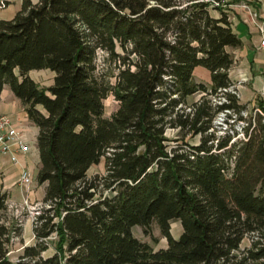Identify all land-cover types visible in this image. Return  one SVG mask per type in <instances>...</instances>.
<instances>
[{"label": "trees", "instance_id": "trees-1", "mask_svg": "<svg viewBox=\"0 0 264 264\" xmlns=\"http://www.w3.org/2000/svg\"><path fill=\"white\" fill-rule=\"evenodd\" d=\"M228 4L22 0L13 19H0V97L9 86L39 129L37 182L47 184L49 206L14 262L16 230L0 184V264H264V115L247 112L236 94L212 100L233 86L228 48L242 44ZM198 67L211 85L195 80ZM33 71H51L53 84L42 88ZM110 95L119 108L105 118ZM258 108L264 113V102ZM230 112L245 138L217 136L216 118ZM102 162L104 174L88 177ZM154 223L165 249L133 234ZM55 235V253L45 256Z\"/></svg>", "mask_w": 264, "mask_h": 264}, {"label": "crops", "instance_id": "crops-1", "mask_svg": "<svg viewBox=\"0 0 264 264\" xmlns=\"http://www.w3.org/2000/svg\"><path fill=\"white\" fill-rule=\"evenodd\" d=\"M32 2L36 4L38 0H32ZM229 3L226 12L234 32L242 42L238 48H228V52L234 57L229 78L235 86L239 101L249 110H254L261 102H264V47L261 46L264 39L262 32L264 30V0H231ZM21 8L22 0H0V19H13ZM194 77L197 82L212 84L211 74L205 68L198 67ZM0 114L13 120L30 146L29 153L17 154L19 160L17 165L12 162L10 154L0 153V184L9 196L8 203L22 204L24 198L28 196L20 186L23 167L28 168L33 177V187L29 193L31 203L41 202V200L43 203L47 184L39 185L37 176L35 177L32 172V169L37 166L38 175L40 167L37 148L39 129L29 120L23 103L9 86H5L0 97ZM28 223L31 224V222Z\"/></svg>", "mask_w": 264, "mask_h": 264}, {"label": "rangeland", "instance_id": "rangeland-1", "mask_svg": "<svg viewBox=\"0 0 264 264\" xmlns=\"http://www.w3.org/2000/svg\"><path fill=\"white\" fill-rule=\"evenodd\" d=\"M231 1V0H228ZM215 16H217V13H214ZM97 66H98V74L99 75H105L108 70V62H107V56L103 52H99L97 56ZM54 74L51 71H33L30 73V77L36 81L42 88H48L53 84ZM112 82H114V79H111ZM200 98L199 95L195 96L192 100L196 101ZM220 98H224L222 95H215L212 96L213 102H220ZM216 104V103H215ZM105 106V118H109L114 114L118 108L119 104L113 97V95H110L104 102ZM258 108V107H256ZM255 108V109H256ZM254 109V110H255ZM253 109H248L247 112L254 113ZM229 115L232 117L229 119V117L225 114H219L216 118L214 125H215V132L218 137L224 136L227 133H231V131H238L239 136L238 138H244L242 137L243 130V123H241L238 120V115L234 112H230ZM248 115V113H247ZM246 116V114H245ZM248 117V116H247ZM229 119V122L227 120ZM233 126V127H232ZM167 136L169 138H176L177 133L173 130H169L167 132ZM192 143H198V139L191 140ZM33 175L37 176V166H35L34 169H32ZM105 172V165L102 162L98 166L92 167L88 172V177H94L95 175L99 174L102 175ZM37 178V177H36ZM37 188V187H36ZM42 202V200H41ZM41 202H35L31 203L32 205H35L36 203ZM30 204V205H31ZM44 204V203H43ZM42 205V204H41ZM43 206V205H42ZM47 208V207H44ZM43 211V210H41ZM32 209L26 207L25 205L20 208V211L17 213L15 209L10 208L8 211V215L10 218L14 221L15 230L12 234L11 238V245H10V253L9 256L14 262H18V259L20 255L23 253V250L25 247L33 245L34 244V232H33V214ZM28 222H31L28 223ZM11 223V222H10ZM183 229L180 221H174L171 226V233L174 238L178 239L180 235L182 234ZM133 234L134 236L139 239L142 242L148 243L150 246H152L155 250L165 249L167 247V240L163 238L161 235L160 229L156 223L152 224V226L149 228V233H145L144 229L142 227L136 226L133 228ZM58 237H51L49 240V246L50 249L47 253H45V256H50L55 253L56 250V242L58 241ZM32 239V240H31ZM250 246V240L247 239L243 243L242 247Z\"/></svg>", "mask_w": 264, "mask_h": 264}, {"label": "built area", "instance_id": "built-area-1", "mask_svg": "<svg viewBox=\"0 0 264 264\" xmlns=\"http://www.w3.org/2000/svg\"><path fill=\"white\" fill-rule=\"evenodd\" d=\"M2 7H4L3 4H2ZM262 32L264 33V30H262ZM261 46L264 47V39L261 42ZM218 92H219L218 94L222 96H224L225 93H232V94L237 95L235 86H231L228 89L219 90ZM221 102H228L225 96L224 98H220V102H218V104H221ZM215 103L217 104V102ZM254 112L264 115L262 110L259 108H256ZM245 114L247 115V113ZM243 126H244V123H243ZM241 136L244 137V134L242 133ZM29 151H30V146L26 142L23 133L15 126L13 120L6 115L0 114V153L10 154L12 158V162L15 165H17L19 164L17 154H27L29 153ZM20 186L27 192L28 196L24 198V201L22 204H16L13 202L8 203L9 209L10 208L15 209L17 213L20 211V208L24 205L32 209L33 225H34V223L37 220V217L41 215L42 213L41 210H43L44 207L49 208V206L44 205L43 203H36L35 205L31 204L29 193L32 191L33 177H32L31 171L26 167L25 168L23 167L21 171ZM55 237L57 236L55 235Z\"/></svg>", "mask_w": 264, "mask_h": 264}]
</instances>
